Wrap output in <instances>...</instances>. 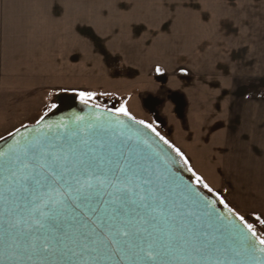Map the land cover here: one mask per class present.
<instances>
[{
  "label": "rangeland",
  "instance_id": "374dc122",
  "mask_svg": "<svg viewBox=\"0 0 264 264\" xmlns=\"http://www.w3.org/2000/svg\"><path fill=\"white\" fill-rule=\"evenodd\" d=\"M151 1H67L69 20L61 19V39L69 35V43L84 46L91 69L75 65V76L53 80L54 88L17 81L1 86L0 141L56 111L61 94L82 102L80 92L95 93L85 104L114 112L126 107L131 117L152 125L180 149L196 180L201 177L228 209L264 236V0H199L197 77L170 66L150 68L162 61L129 58L135 39L143 43L137 41V47H152L154 38L140 37L149 33ZM231 15L233 30L225 22ZM216 16L220 22L213 21ZM137 24L142 31L131 30ZM117 30L128 36H117ZM117 45L124 52H117ZM243 113L246 124H235Z\"/></svg>",
  "mask_w": 264,
  "mask_h": 264
},
{
  "label": "snow or ice",
  "instance_id": "6c2138e0",
  "mask_svg": "<svg viewBox=\"0 0 264 264\" xmlns=\"http://www.w3.org/2000/svg\"><path fill=\"white\" fill-rule=\"evenodd\" d=\"M95 95L79 93L84 103ZM116 111L135 119L126 107ZM87 145L86 140L65 137L37 140L19 152H0L6 171L0 185L10 184V194L20 201L19 218L10 225L13 260L23 264L40 256L51 264H221L210 257L207 233L193 231L185 239L186 225L179 232L158 227L174 215L163 175L154 176L131 153L116 149L105 158ZM175 151L183 156L179 148ZM197 183L213 191L201 177ZM220 203L228 207L223 198ZM235 215L247 229L239 233L244 254L253 264H264V236L244 216Z\"/></svg>",
  "mask_w": 264,
  "mask_h": 264
},
{
  "label": "water",
  "instance_id": "95a60500",
  "mask_svg": "<svg viewBox=\"0 0 264 264\" xmlns=\"http://www.w3.org/2000/svg\"><path fill=\"white\" fill-rule=\"evenodd\" d=\"M57 99L56 111L0 141V152H9L10 148L19 152L37 140L72 137L77 143L88 141L87 147L94 149L100 157L107 158L116 149L131 153L146 164L154 176L165 177L162 183L166 188L168 208L174 215L158 227L179 232V226L186 225L183 228L185 239L193 231L197 235L207 233L211 259L221 264H253L244 254L240 242V230L247 231L243 223L220 203L215 194L197 183L185 160L152 128L121 113L82 103L75 95L61 94ZM102 167L107 168V165L102 164ZM106 174L112 176L111 172ZM4 175V161L0 160V179ZM11 191L10 184L0 185V264H21L19 260H13L10 249L14 232L10 225L19 218L16 210L20 203ZM238 251L240 255H236ZM23 264L51 262L33 256L31 261L25 260Z\"/></svg>",
  "mask_w": 264,
  "mask_h": 264
},
{
  "label": "crops",
  "instance_id": "0c3cea01",
  "mask_svg": "<svg viewBox=\"0 0 264 264\" xmlns=\"http://www.w3.org/2000/svg\"><path fill=\"white\" fill-rule=\"evenodd\" d=\"M67 1L69 0H0V87L7 86L12 81L52 86L55 79L74 77L75 73L71 69L75 65L77 68L79 63L82 64L81 69H91V61L85 47H76L69 43L65 39L69 35L61 39V19L69 20L64 15L68 9ZM78 1L82 2V0ZM83 1L88 4L90 0ZM174 1L152 0L147 5L151 8L147 17L150 23L148 22L147 29L145 28L149 33L144 31L141 36L140 33L136 36L147 35L150 39L154 38L153 41L149 40L152 47L147 49L143 46L137 47V41L140 39H135L131 43L133 54L129 58L132 62L136 58L138 62L162 61L159 64H153L150 68L170 66V68L175 67V70H185L197 77L199 74V0ZM152 10L156 11L151 13ZM202 19L205 20V17ZM206 19L209 20V16ZM217 19L220 22L217 16L213 17V21ZM232 20L233 15L225 20L230 30L235 28L234 20L233 22ZM151 21L155 23L152 24ZM215 25L219 26L220 23L216 22ZM63 27L68 28L66 25ZM135 27L139 32L142 31L139 24L132 26L131 30H135ZM71 30L74 32V28ZM116 34L128 36L121 34L120 30H117ZM61 43H63L62 48ZM140 45L143 43L140 42ZM116 51L124 52V49L121 45H117ZM172 59L175 60L174 65L170 63ZM184 60L189 62L186 63ZM126 66L130 65L127 63ZM239 116L242 118L234 120L235 124H243L247 120L244 119L247 116L246 113ZM248 121L253 125L251 119Z\"/></svg>",
  "mask_w": 264,
  "mask_h": 264
}]
</instances>
